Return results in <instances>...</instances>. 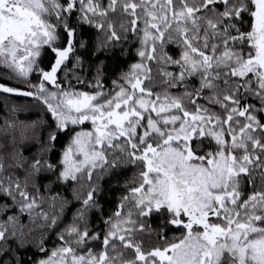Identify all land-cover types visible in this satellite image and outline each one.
Instances as JSON below:
<instances>
[{"label": "snow or ice", "instance_id": "obj_1", "mask_svg": "<svg viewBox=\"0 0 264 264\" xmlns=\"http://www.w3.org/2000/svg\"><path fill=\"white\" fill-rule=\"evenodd\" d=\"M0 97V264H264V0H0Z\"/></svg>", "mask_w": 264, "mask_h": 264}, {"label": "trees", "instance_id": "obj_2", "mask_svg": "<svg viewBox=\"0 0 264 264\" xmlns=\"http://www.w3.org/2000/svg\"><path fill=\"white\" fill-rule=\"evenodd\" d=\"M131 61L129 60L127 63H130ZM127 63H125V67L127 66ZM3 107H4V102H3V97H0V111L3 110ZM26 118L24 114H21V119H24ZM29 118H35V117H29ZM88 126V125H86ZM65 139V137H61V141H63ZM130 174V172H129ZM117 195V193H113L112 196H113V199L115 198V196ZM23 255L27 256V255H31V252H28V253H24Z\"/></svg>", "mask_w": 264, "mask_h": 264}]
</instances>
